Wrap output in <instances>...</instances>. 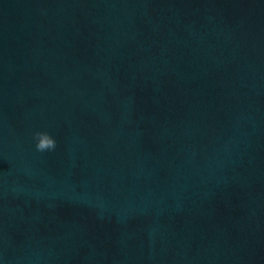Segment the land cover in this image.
<instances>
[{
	"label": "water",
	"instance_id": "water-1",
	"mask_svg": "<svg viewBox=\"0 0 264 264\" xmlns=\"http://www.w3.org/2000/svg\"><path fill=\"white\" fill-rule=\"evenodd\" d=\"M0 264H264V0H0Z\"/></svg>",
	"mask_w": 264,
	"mask_h": 264
},
{
	"label": "clouds",
	"instance_id": "clouds-1",
	"mask_svg": "<svg viewBox=\"0 0 264 264\" xmlns=\"http://www.w3.org/2000/svg\"><path fill=\"white\" fill-rule=\"evenodd\" d=\"M33 136L36 141V149L38 151L51 150L56 146L54 137L46 131H37L33 134Z\"/></svg>",
	"mask_w": 264,
	"mask_h": 264
}]
</instances>
